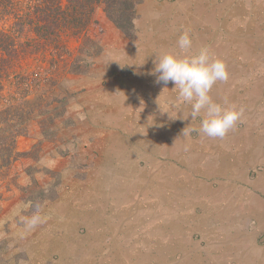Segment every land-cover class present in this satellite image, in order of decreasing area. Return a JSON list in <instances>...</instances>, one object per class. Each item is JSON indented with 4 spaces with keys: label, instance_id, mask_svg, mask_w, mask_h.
Here are the masks:
<instances>
[{
    "label": "rangeland",
    "instance_id": "1",
    "mask_svg": "<svg viewBox=\"0 0 264 264\" xmlns=\"http://www.w3.org/2000/svg\"><path fill=\"white\" fill-rule=\"evenodd\" d=\"M137 1L132 38L96 10L90 33L99 54L82 55L85 72L57 77L43 98L51 115H37L19 140L28 155L0 176V264L27 258L31 239L33 264H119L124 250L140 254L130 264H223L230 232L239 229L245 261L264 256V139L252 140L264 135V42L245 38L264 33V0ZM248 20L257 23L253 35L240 24ZM184 30L193 51L207 47L227 66L228 80L210 96L242 115L222 139L202 134V116L191 121L174 84L165 88L152 74L156 55L179 51ZM79 45L74 38L68 49ZM47 58L37 52L15 71L42 77ZM245 84L256 86L248 98ZM46 118L52 123L43 127ZM114 133L132 135L120 145ZM126 240L146 248L131 252Z\"/></svg>",
    "mask_w": 264,
    "mask_h": 264
},
{
    "label": "trees",
    "instance_id": "2",
    "mask_svg": "<svg viewBox=\"0 0 264 264\" xmlns=\"http://www.w3.org/2000/svg\"><path fill=\"white\" fill-rule=\"evenodd\" d=\"M138 5L137 0H0V176L28 155L19 151V140L28 134L37 115H51V104L43 98L54 91L50 87L58 86L57 77L85 72L89 64L82 55L99 54L98 41L90 33L96 10L102 7L107 19L132 38ZM74 38L80 42L77 54L68 49ZM37 52L48 56L46 75L15 71L19 62ZM70 57L72 63L67 60ZM36 100H42L37 109ZM50 119L41 125H50Z\"/></svg>",
    "mask_w": 264,
    "mask_h": 264
},
{
    "label": "clouds",
    "instance_id": "3",
    "mask_svg": "<svg viewBox=\"0 0 264 264\" xmlns=\"http://www.w3.org/2000/svg\"><path fill=\"white\" fill-rule=\"evenodd\" d=\"M177 47L179 51L169 50L156 55L152 70L156 83H162L165 88L169 82L174 84L176 100L191 106V121L202 116L199 129L202 134L209 138H224L242 115V110L216 103L210 96L216 82L229 78L225 62L215 57L207 47L193 51L189 30L182 32ZM183 134H189L188 127ZM37 219L33 218L29 223L35 225Z\"/></svg>",
    "mask_w": 264,
    "mask_h": 264
},
{
    "label": "crops",
    "instance_id": "4",
    "mask_svg": "<svg viewBox=\"0 0 264 264\" xmlns=\"http://www.w3.org/2000/svg\"><path fill=\"white\" fill-rule=\"evenodd\" d=\"M240 24L241 25H245L246 27V29H247V31H246V35L247 34H249V35H253V33L252 32H250L249 30L252 28V27H254V25H256L255 23H253L252 24V20H248L247 22L246 21H241L240 22ZM262 25V24H261ZM252 26V27H251ZM250 28V29H249ZM259 29H262V26L259 28ZM249 32V33H248ZM255 37L257 38V40H255V42L257 43V44H262L263 42H264V33L263 32H261L260 33V35L259 36H246L245 38L246 39H248V38H250L251 40H254L255 39ZM252 87H255L256 88V86H249L248 84H245V85H243V87L241 86L240 87V90L241 91H243V93H244V95H245V97H247L248 98V96H247V92H249V91H247L248 90V88L249 89H251L252 90ZM250 90V91H251ZM253 101V100H252ZM246 105H250V104H248V103H246ZM247 107V106H246ZM150 120V119H149ZM242 120H244V119H242ZM149 130H150V127H149ZM130 135H132V134H130V133H125V134H122V133H120V134H112V136H113V138L114 139H117L118 140V142H119V144L120 145H123L124 144V140L126 141V140H129L130 138H131V136ZM247 136V135H246ZM261 135L259 134V133H256L255 134V136H253V139L252 140H256V142L259 144V142L261 141V140H263L264 139V135H262L261 137H262V139H261V137H260ZM129 137V138H128ZM247 138H248V136H247ZM247 138H245V140L247 141ZM249 139V138H248ZM121 140V141H120ZM118 143L117 144H114L115 146H116V150H117V152L118 153H121L122 154V150H120V148H118V147H121L120 145H119ZM126 144V143H125ZM113 145V146H114ZM129 147V144H127V148ZM209 149V148H208ZM132 150V149H131ZM130 150V151H131ZM112 152V151H111ZM113 152H114V150H113ZM116 152V153H117ZM115 153V152H114ZM115 153V154H116ZM125 154V153H124ZM123 155V154H122ZM262 156H263V154H262ZM256 163V162H255ZM258 164H260L261 162H257ZM196 186H198V185H196ZM159 188V187H158ZM209 188V187H208ZM157 192V191H156ZM165 192V190L163 189V191H162V193H163V195L165 194L164 193ZM157 198V197H156ZM160 196H158V201H160ZM174 198V197H173ZM157 199H156V202H157ZM175 199H177V198H174V201H175ZM172 200V199H171ZM179 201V200H178ZM173 203H175V202H173ZM176 204V203H175ZM198 204H199V202H197V205L196 206H198ZM197 212H199V210L197 209ZM200 218V217H199ZM199 218L198 219H195V227H197L198 229V231L200 232V230H201V228H203L202 226H200L199 225V223H197V222H199ZM197 220V221H196ZM208 224L210 225V223L208 222ZM30 233H31V231H30ZM204 233V229L202 230V234ZM206 235V234H205ZM32 237H33V235H32ZM230 238H231V240L230 241H226V246L227 247H229V249H227V251H226V253H225V256L224 257H222L223 258V264H264V256H259V257H256V259H258L259 258V262H254V263H247L245 260L247 259L246 257H247V255H248V253H247V250H246V244H245V238H246V234H243L242 235V230H232L231 232H230ZM127 241V243H129V244H127V246L128 247H130V249H132V248H136L137 250H139V248H146V245H145V242L144 243H142V244H140V245H136V244H134V242H132V243H130V240H126ZM29 244H31L30 246H28V253H29V255H28V257L27 258H22L21 260H19V261H15V262H11V263H8V264H33V239H31L30 240V242H29ZM243 244V245H242ZM124 246H125V244H124ZM157 247H158V245H157ZM221 259V258H220ZM252 261V260H251ZM198 264H211V263H209V262H205V261H202V262H200V263H198Z\"/></svg>",
    "mask_w": 264,
    "mask_h": 264
},
{
    "label": "bare ground",
    "instance_id": "5",
    "mask_svg": "<svg viewBox=\"0 0 264 264\" xmlns=\"http://www.w3.org/2000/svg\"><path fill=\"white\" fill-rule=\"evenodd\" d=\"M226 21V20H225ZM246 34V33H245ZM175 40V39H174ZM172 43V42H171ZM143 57V56H142ZM150 75V74H149ZM140 116V115H139ZM247 138V137H246ZM163 147V146H162ZM188 147V146H187ZM223 169V168H222ZM222 171V170H221ZM216 174V173H215ZM220 174V173H219ZM236 177V176H235ZM168 185V184H167ZM166 185V186H167ZM148 187V186H147ZM135 188V187H134ZM144 188V187H143ZM162 188V187H161ZM153 191H154V194H155V196L156 197H158V196H160L159 195V191H158V193H156V189H153ZM143 192H146V191H144L143 190ZM134 193V192H133ZM208 193V192H207ZM134 195V194H133ZM147 195H149V191H148V193H147ZM220 196V195H219ZM150 197V196H149ZM139 198V197H138ZM133 200H135L134 198H133ZM146 200H147V198H146ZM139 208V207H138ZM139 210V209H138ZM90 223V222H89ZM104 228V227H103ZM126 243H127V241H126ZM142 243H144L143 241L140 243V244H142ZM134 244H135V242H134ZM123 245H124V243H123ZM146 245V244H145ZM119 249V248H118ZM121 251V250H120ZM130 251L131 252H138V250L136 249V248H132V249H130ZM117 252H115V254H116ZM140 254H136V255H130L129 254V252H127L126 250H124L123 252L121 251V253H117L116 255H115V257H117L118 258V260H120V261H122V262H119V261H117V263H119V264H130V260L132 261V260H134V259H141V257L139 256ZM127 259V260H126ZM144 260V259H143ZM111 262V264H116L115 263V261L113 262L112 260L110 261Z\"/></svg>",
    "mask_w": 264,
    "mask_h": 264
}]
</instances>
